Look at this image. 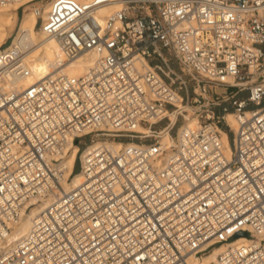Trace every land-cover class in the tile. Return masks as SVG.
Wrapping results in <instances>:
<instances>
[{"label":"built area","instance_id":"obj_1","mask_svg":"<svg viewBox=\"0 0 264 264\" xmlns=\"http://www.w3.org/2000/svg\"><path fill=\"white\" fill-rule=\"evenodd\" d=\"M50 1L37 26L62 57L48 74L4 89L31 75L32 45L4 47L11 33L0 46V264H264V0H119L103 17L113 0ZM87 53L83 73L62 71ZM213 84L224 92L208 98ZM177 94L203 107L197 125L178 124ZM85 130L124 144L83 147L82 181L64 191L63 150Z\"/></svg>","mask_w":264,"mask_h":264},{"label":"bare ground","instance_id":"obj_2","mask_svg":"<svg viewBox=\"0 0 264 264\" xmlns=\"http://www.w3.org/2000/svg\"><path fill=\"white\" fill-rule=\"evenodd\" d=\"M85 1V0H79ZM30 3L24 7V12L18 20L17 27L14 30L16 19V10L20 4ZM50 0H46L42 3V8L40 13L36 11L34 8V4L30 2V0H15L7 5H4L0 8V46L5 41L8 35L10 36L13 33V37L9 43L4 46L7 48H13L15 46H25L27 43H30L32 47L29 49L27 57H26V64L29 68H31L32 73L27 77H17L12 79H6L3 82V88L6 90H14L19 92L25 86L29 85L32 82L37 81L44 75L50 72L49 66L55 61L57 57H62L61 49L56 42V40L51 36H46L41 28L37 26V21L39 15L42 16L44 19L47 16L49 7H50ZM120 7L119 0H113L109 3L101 6L98 9V15L103 17L111 12L115 11ZM1 48V47H0ZM92 54H83L79 56L76 60H73L69 63H66L62 67V71L67 72L72 75H79L84 72V70L88 67L89 63L92 60ZM179 108L183 109L186 105L180 102V95L177 94L175 101H174ZM184 110V109H183ZM227 124L231 126V128L236 129V118L233 112H226L224 114ZM169 117L172 121L175 120V113H169ZM185 117V116H184ZM199 123L197 117H189L186 115L185 121L183 126H195ZM138 130L141 132H146V128L142 126L137 127ZM90 130H85L83 134H88ZM222 139L224 143L229 148V142L227 138V134L224 130L221 129ZM161 141L165 143H169L172 140V135L167 132L166 130L161 131ZM115 141V142H114ZM131 142V141H129ZM99 143H104L107 145H111L113 147H119L124 144L122 141L118 140H110L107 139H96L88 145L90 148L91 146H95ZM78 153V146L76 143L70 142L68 146L63 150L61 162L66 168V176L70 174V172L74 169V165L76 163V159L79 157ZM82 181V175L80 171L72 172V175L68 179H64L62 181V189L64 191L70 190L71 188H75L79 185ZM73 186V187H72ZM62 190V191H63ZM62 191L57 192L55 195L48 197L41 201V203L34 208H32L29 212L25 213L20 222L12 225L11 232L8 233V242L15 243L17 242L23 235L26 234L30 223L32 221L33 216L35 215L36 211L43 207L46 203V206L51 204V201L55 199ZM243 241V237H237L233 240L234 243H239ZM1 245V243H0ZM224 244L214 246L208 254L203 256V261H210L215 258V256L223 249Z\"/></svg>","mask_w":264,"mask_h":264},{"label":"rangeland","instance_id":"obj_3","mask_svg":"<svg viewBox=\"0 0 264 264\" xmlns=\"http://www.w3.org/2000/svg\"><path fill=\"white\" fill-rule=\"evenodd\" d=\"M40 2H41V0H40ZM27 4H30V3H25V6L27 5ZM24 6V7H25ZM20 17H21V15H20ZM17 19V18H16ZM17 23H18V20L15 22V27H14V30L13 31H15V29H16V27H17ZM13 34V33H12ZM9 36V35H8ZM5 44H4V46H6L8 43H9V40H6L5 42H4ZM174 65L175 66H177V63L176 62H174ZM189 84L190 85H192L193 84V82L192 81H189ZM192 88V87H191ZM214 92H217V93H221V94H223V92H224V89L222 88V86H220V85H217V86H215L214 84L210 87V89L206 92V95H207V97L208 98H212L213 97V95H214ZM193 93V89H191V91H190V94H192ZM242 97H244L245 95H246V93H245V91L244 92H242ZM197 108H199L198 106H186V107H184L183 109L185 110L186 109V111L185 112H183V114H184V116L186 117V115H188L189 117H197V113H198V111H196V109ZM203 109V107H200L199 108V110L201 111ZM217 109H219L217 106L216 107H214V110L215 111H217ZM227 112H232L231 110L230 111H227ZM182 123H184V121H183V119L182 118H179L178 119V124H182ZM221 125L222 126H224L225 125V121H222L221 122ZM175 131V129H173V131H172V133ZM97 139V136L95 135V133H90V134H88V135H85V136H83V137H81L80 138V142L77 144V146H79V151H78V153H77V155H79L80 154V152H81V150L83 149V147H85L86 145H89L91 142H92V140H96ZM108 141H110V140H108ZM113 141V140H112ZM118 141H121V140H118ZM115 142V141H114ZM78 165H79V160H78V158L76 159V163H75V168L73 169V171L74 172H77L78 171Z\"/></svg>","mask_w":264,"mask_h":264},{"label":"crops","instance_id":"obj_4","mask_svg":"<svg viewBox=\"0 0 264 264\" xmlns=\"http://www.w3.org/2000/svg\"><path fill=\"white\" fill-rule=\"evenodd\" d=\"M16 18H17V20H19V18H20V12H19V10H16Z\"/></svg>","mask_w":264,"mask_h":264},{"label":"water","instance_id":"obj_5","mask_svg":"<svg viewBox=\"0 0 264 264\" xmlns=\"http://www.w3.org/2000/svg\"><path fill=\"white\" fill-rule=\"evenodd\" d=\"M244 234H245L244 232H239L236 235H244Z\"/></svg>","mask_w":264,"mask_h":264}]
</instances>
